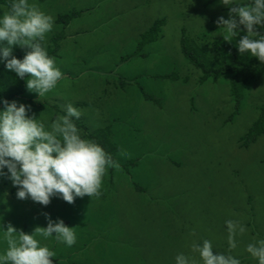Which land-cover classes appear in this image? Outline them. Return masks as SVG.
Wrapping results in <instances>:
<instances>
[{
  "label": "rangeland",
  "instance_id": "obj_1",
  "mask_svg": "<svg viewBox=\"0 0 264 264\" xmlns=\"http://www.w3.org/2000/svg\"><path fill=\"white\" fill-rule=\"evenodd\" d=\"M38 2L55 18L46 46L55 50L63 78L44 97L27 92L34 102H48L45 110L13 101L49 122L56 114L51 105L61 112L77 107L76 124L107 129L98 140L116 166L107 170L99 199L72 204L20 200L17 187L0 178L4 229L11 224L31 234L47 227L45 214L76 228L72 247L42 240L56 253L54 264H175L178 253L202 264L192 247L204 240L214 254L257 264L246 248L264 239V116L263 132L246 135L264 113V74L232 93L229 75L202 80L181 46L185 38L220 65L213 42L239 43L224 40L217 25L219 17L228 19V7L220 0ZM0 10L8 7L0 2ZM73 10L83 13L65 26L59 18ZM227 220L246 228L231 250Z\"/></svg>",
  "mask_w": 264,
  "mask_h": 264
},
{
  "label": "clouds",
  "instance_id": "obj_2",
  "mask_svg": "<svg viewBox=\"0 0 264 264\" xmlns=\"http://www.w3.org/2000/svg\"><path fill=\"white\" fill-rule=\"evenodd\" d=\"M228 7L229 16L217 20L223 29V38L232 41L243 30L237 44L241 55L250 54L264 62V0H220ZM38 0H11L7 11L0 10V63L25 80L29 92L39 98L52 92L63 73L55 57L48 53L46 38L53 31L55 18L38 7ZM25 50L23 59L14 55V48ZM0 178L6 177L17 187V198H30L48 206L52 198L72 204L75 198L85 196L99 199L103 178L116 162L96 141L88 139L76 121L81 111L72 104L63 114H55L50 122L33 113L30 105L17 101L0 100ZM5 169L7 170L5 172ZM47 227H36L31 234L18 231L11 224L7 230L0 223V264H54L56 253L42 240L54 239L72 247L77 242L76 228L63 220L53 221L48 214ZM3 217L0 216V221ZM229 249L236 247L235 235L246 231L244 225L233 220L225 222ZM55 234V235H53ZM202 264H241L237 257L215 252L211 241L194 244ZM247 253L257 264H264V239L249 243ZM175 264H196V261L178 253Z\"/></svg>",
  "mask_w": 264,
  "mask_h": 264
},
{
  "label": "trees",
  "instance_id": "obj_3",
  "mask_svg": "<svg viewBox=\"0 0 264 264\" xmlns=\"http://www.w3.org/2000/svg\"><path fill=\"white\" fill-rule=\"evenodd\" d=\"M0 2L5 4L9 9L11 0H0ZM244 2H248V0ZM82 13L83 11L74 12L73 10L70 14L61 16L59 21L64 23L66 26L70 20L78 17ZM257 31H259L261 34H264V29H257ZM246 34L247 33L242 30L237 37H239L240 40V38ZM213 45L220 51V65H217L215 61H211L209 58H207L201 49L195 50L190 48L185 38L181 40L182 52L184 56L197 68L201 69L203 73L202 80H206L209 77L217 79L225 75H229L232 93H236L237 91H241L242 86H245L246 83H250L264 74V62L259 61L256 57H252L250 54L241 55L238 51L237 45H233L232 43L226 44L222 41H214ZM140 47L141 44L139 49ZM48 53L53 57L55 50H49ZM14 55L18 59H23L25 50L22 48L14 49ZM170 77L172 76L168 75L164 78ZM27 92L28 90L25 80L18 78L15 73L8 71L4 64L0 63V100H7L9 102L13 100H27L28 102L35 104L36 107L41 110H45V107L49 106L48 102H34L30 97H28ZM51 106H53L52 109L55 110L56 114H63V112L57 108L56 104ZM2 107L3 105L0 104V108ZM262 108L264 111V105ZM263 116L264 113L261 114V117L255 121L252 127L249 129V132L246 135L248 138H253L260 132H263ZM77 126L83 131H86L83 134L86 135L88 139H92L99 143L102 147L105 146L107 148L106 144L101 143V141L98 140L105 134L107 129L105 131L99 130L98 132H89L82 124H77ZM113 148L114 147H112V149Z\"/></svg>",
  "mask_w": 264,
  "mask_h": 264
}]
</instances>
